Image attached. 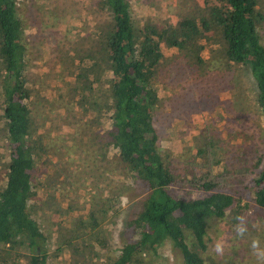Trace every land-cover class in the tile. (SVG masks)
Returning <instances> with one entry per match:
<instances>
[{
	"label": "trees",
	"instance_id": "obj_1",
	"mask_svg": "<svg viewBox=\"0 0 264 264\" xmlns=\"http://www.w3.org/2000/svg\"><path fill=\"white\" fill-rule=\"evenodd\" d=\"M98 1L110 13L96 30L100 43L91 55L69 62L76 72L71 84L86 100L74 113L87 116L98 108L95 128L105 141L98 143L90 174L97 164L124 170L122 189L134 190L125 218L131 238L109 261L105 221L119 212L118 196L114 204L108 194L98 198L96 211L88 213L42 203L43 196L49 200L59 188H72L73 180L48 152L34 148L40 124L31 116L36 87L24 45L26 22L16 0H0V132L6 145L0 156V264H47L43 229L52 226L58 234L52 256L65 252L70 264H156L163 242L182 264H203L187 239L206 250L212 221L223 220L238 234L243 218L255 232L252 224L264 212V0H202L208 10L182 0L173 11L178 25L151 17L144 26L135 21L128 0ZM168 47L171 59L164 53ZM230 79L231 100L225 90ZM160 85L169 90L160 93ZM211 93L218 96L208 100L218 103L215 126L205 125V141L196 144L193 158L180 160L162 150L159 129L188 120ZM220 130L229 134L224 142L214 137ZM48 166L65 175L51 183L54 189L34 175L36 169L46 174ZM178 189L201 195L184 197ZM54 214L58 220L51 223Z\"/></svg>",
	"mask_w": 264,
	"mask_h": 264
},
{
	"label": "rangeland",
	"instance_id": "obj_2",
	"mask_svg": "<svg viewBox=\"0 0 264 264\" xmlns=\"http://www.w3.org/2000/svg\"><path fill=\"white\" fill-rule=\"evenodd\" d=\"M182 0H128L129 7L135 21L149 23L151 17L166 20L168 23L178 25V15L173 11ZM204 10L208 8L202 0H193ZM98 0H16V6L22 11V18L26 22L24 30V45L27 50V60L31 83L36 87L33 92L34 107L31 116L40 124L37 141L34 148H41L48 152L57 163L58 167L73 180L72 188H59V193H53L52 199L43 196V204L49 202L53 207L59 205L66 212L68 207L75 212L96 211L98 198L112 197V203L116 197H120L119 212L116 216L109 217L105 222L110 223L108 229L110 239L108 248L109 261L119 255V249L125 239L131 238L128 223L125 218L128 215V206L134 190L127 192L123 190L124 183L118 179L124 175V170L119 165H107L89 170L96 160L99 142L104 137L98 131V108H91L87 116L83 113H74L78 105L86 103V100L78 94V90L71 84L76 72L70 67V58L77 56L84 58L93 53L97 48L100 39L96 30L104 18L109 17L108 11H102ZM178 3V4H177ZM134 32L138 33L139 28L133 25ZM261 42L264 43V34ZM167 59H171L173 52L171 48L165 50ZM245 76L244 72L239 75ZM166 82V81H165ZM226 89L231 93V99L235 93L233 79L227 81ZM30 84V82H29ZM163 84V83H162ZM231 85V87H230ZM165 86V85H164ZM164 86H159V92L164 93ZM230 89V90H229ZM60 93L65 97L59 98ZM217 94L211 93L208 97H202L199 106L188 120H172L171 127L161 128L158 142L161 149L170 152L172 155L193 158L196 152V144H202L205 125L212 123L215 126L214 112L216 102L208 105V100H216ZM246 102V101H245ZM239 106H245L240 104ZM88 114L92 115L88 119ZM1 117V116H0ZM159 122V121H158ZM228 132L220 130L214 137L224 142L228 138ZM104 143V142H103ZM4 137L0 132V156L4 158L5 152ZM241 150H247L242 148ZM1 152L2 155H1ZM52 152V153H51ZM1 158V157H0ZM98 159V158H97ZM4 163L0 160V165ZM238 164L235 166L237 167ZM49 167V169H48ZM47 173L40 175L39 169L34 170L35 177L41 181L43 186L65 179V175L59 177L54 171V166H48ZM42 172V170H41ZM239 172V169H237ZM237 181V177L235 178ZM50 185L48 187H50ZM60 187V184L58 185ZM51 189H54L51 185ZM184 197H198L200 192L192 191L185 194L178 189ZM133 192V193H132ZM41 195V194H40ZM38 208V206H37ZM35 213L33 212V215ZM258 221L252 224L255 232L247 230L243 235L236 234L225 221H212L207 229L206 250H201L193 245L192 239H187L188 245L194 249L203 260V264H264L258 260L254 249L253 241L259 242V248L264 250V212L260 211ZM57 215H52L51 223L57 222ZM49 220L44 223L49 224ZM44 230L46 241L49 243L47 249V264H70L66 261L65 252H59L52 256L55 248L54 242L58 241V234L54 226ZM134 239V238H132ZM224 242V250L221 254L215 252L217 241ZM51 242V243H50ZM47 246V245H46ZM91 252V249H89ZM107 254V253H106ZM156 264H182L180 254L173 249L171 244L163 242L157 250Z\"/></svg>",
	"mask_w": 264,
	"mask_h": 264
},
{
	"label": "clouds",
	"instance_id": "obj_3",
	"mask_svg": "<svg viewBox=\"0 0 264 264\" xmlns=\"http://www.w3.org/2000/svg\"><path fill=\"white\" fill-rule=\"evenodd\" d=\"M236 231L239 235H243L247 231L243 218H240V223L237 225ZM252 248L254 249L258 260L264 261V250H261L259 248L258 241H255V240L253 241ZM214 250L216 253L221 254L224 250V242L222 240L217 241V243L215 244Z\"/></svg>",
	"mask_w": 264,
	"mask_h": 264
}]
</instances>
